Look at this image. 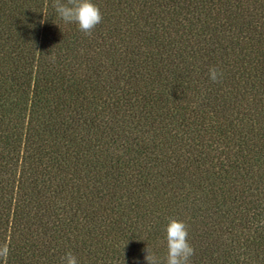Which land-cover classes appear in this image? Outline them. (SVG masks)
<instances>
[{"label":"trees","instance_id":"1","mask_svg":"<svg viewBox=\"0 0 264 264\" xmlns=\"http://www.w3.org/2000/svg\"><path fill=\"white\" fill-rule=\"evenodd\" d=\"M93 3L0 0V264H264V0Z\"/></svg>","mask_w":264,"mask_h":264},{"label":"clouds","instance_id":"2","mask_svg":"<svg viewBox=\"0 0 264 264\" xmlns=\"http://www.w3.org/2000/svg\"><path fill=\"white\" fill-rule=\"evenodd\" d=\"M53 8L65 23H75L85 35L91 36L93 29L101 23L103 17L99 7L93 0H53ZM46 18V15H45ZM43 23V21H41ZM222 73L216 68L209 69V78L217 82ZM166 241V257L164 264H190L194 248L188 242L186 224L176 218L169 217L164 229ZM145 260L148 264H160L158 258L146 249ZM63 264H78L73 253L68 252L62 257Z\"/></svg>","mask_w":264,"mask_h":264}]
</instances>
